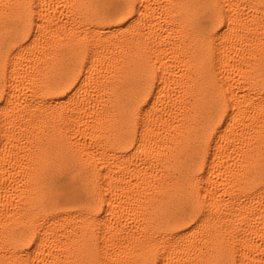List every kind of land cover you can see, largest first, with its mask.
<instances>
[{"label":"snow or ice","instance_id":"snow-or-ice-1","mask_svg":"<svg viewBox=\"0 0 264 264\" xmlns=\"http://www.w3.org/2000/svg\"><path fill=\"white\" fill-rule=\"evenodd\" d=\"M0 264H264V0H0Z\"/></svg>","mask_w":264,"mask_h":264}]
</instances>
